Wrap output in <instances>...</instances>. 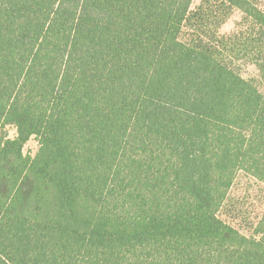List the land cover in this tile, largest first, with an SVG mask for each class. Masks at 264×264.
<instances>
[{
	"label": "trees",
	"instance_id": "16d2710c",
	"mask_svg": "<svg viewBox=\"0 0 264 264\" xmlns=\"http://www.w3.org/2000/svg\"><path fill=\"white\" fill-rule=\"evenodd\" d=\"M241 173L264 185L259 0H0V264H264Z\"/></svg>",
	"mask_w": 264,
	"mask_h": 264
},
{
	"label": "rangeland",
	"instance_id": "374dc122",
	"mask_svg": "<svg viewBox=\"0 0 264 264\" xmlns=\"http://www.w3.org/2000/svg\"><path fill=\"white\" fill-rule=\"evenodd\" d=\"M196 2L198 0H195ZM264 8V0H259ZM233 17L223 28L222 32H229L234 25ZM255 73L253 67L243 69L244 76L253 75ZM8 136L14 137L15 130L13 127H7ZM38 145L34 138L30 139L23 148L26 155L33 156L37 151ZM228 207L226 212L230 213L229 219H235L233 224L243 229V233L250 231L248 228L252 223H255L264 211V185L257 180L243 173L239 174L229 191ZM246 234V233H245Z\"/></svg>",
	"mask_w": 264,
	"mask_h": 264
}]
</instances>
